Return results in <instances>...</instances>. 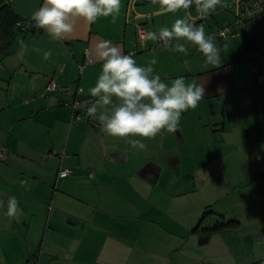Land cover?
Instances as JSON below:
<instances>
[{"label":"crops","instance_id":"crops-1","mask_svg":"<svg viewBox=\"0 0 264 264\" xmlns=\"http://www.w3.org/2000/svg\"><path fill=\"white\" fill-rule=\"evenodd\" d=\"M18 1L10 5L21 21L32 20L43 3L26 0L22 7ZM243 1L200 18L195 5L158 15L151 0H121L115 23L111 17L91 25L80 21L63 41L15 24L16 36L0 55V264H83L87 257L102 262L105 252L111 264H142L143 258L147 264H264L261 249L241 262L231 260L226 231L232 228L209 231L212 219L199 225L205 210L256 225L264 208V83L257 81L264 74V0L258 11L251 7L255 0ZM189 13L215 36L219 67H206L191 44L187 55L151 40L146 49L139 45L137 25L158 31ZM223 26H231L232 35L218 37ZM18 38L28 45L23 59ZM102 40L125 54L139 49L134 58L140 66L155 58L154 74L166 82L183 76L186 83L204 84L205 97L182 114L175 132L133 137L142 139L144 150L107 136L86 108L76 116L62 103L70 95L45 91L52 78L79 85L89 96L102 69L93 56ZM87 52L93 63L80 71ZM61 168L73 171L59 178ZM252 192L257 201L248 198ZM232 193L241 203L215 207ZM9 197L23 210L18 219L7 216ZM256 240L264 242V231ZM31 255L37 257L32 263Z\"/></svg>","mask_w":264,"mask_h":264},{"label":"clouds","instance_id":"clouds-1","mask_svg":"<svg viewBox=\"0 0 264 264\" xmlns=\"http://www.w3.org/2000/svg\"><path fill=\"white\" fill-rule=\"evenodd\" d=\"M159 5L158 15L189 10L195 5L200 18L226 8V0H151ZM121 0H43L32 13L36 28L42 29L52 40L63 41L76 30L77 23L94 24L101 17H111L115 23L121 11ZM143 39L160 42L164 49L188 54L187 44L196 47L205 60V66L219 67L222 63L221 48L214 35H206L204 25L197 26L191 14L177 18L171 27L162 26L158 31L148 32ZM183 41V42H181ZM20 59L28 45L19 39ZM227 49V45L224 46ZM39 52V48H33ZM52 53L45 51L43 58L49 60ZM93 56L102 62V69L93 87L88 89L91 99L85 101L87 116L98 121L100 130L107 136L125 140L131 148L144 150L143 139H154L163 132L173 133L179 126L182 114L195 110L205 97L204 84L195 80L186 83L183 76L170 82L154 74L152 58L147 66L137 64L133 54H125L110 40L95 45ZM189 67V62L184 61ZM83 92V89L80 90ZM22 209L15 197H9L7 216L18 219Z\"/></svg>","mask_w":264,"mask_h":264},{"label":"rangeland","instance_id":"rangeland-1","mask_svg":"<svg viewBox=\"0 0 264 264\" xmlns=\"http://www.w3.org/2000/svg\"><path fill=\"white\" fill-rule=\"evenodd\" d=\"M18 2H20V5L23 7L24 5L26 6V0H19ZM140 45V44H139ZM140 47V46H139ZM143 51V50H142ZM46 91V90H45ZM50 93V92H48ZM71 108V106H69ZM48 153V152H46ZM245 193H247V191H244ZM255 197L256 199V194H254V192H252L251 196H248V198H253ZM230 198L231 201H229L228 199ZM258 200V198L256 199V201ZM237 203H241V200L239 198V194L238 193H232L231 196H228L226 199H222L220 202H218L216 204L215 207H220V206H232V204H237ZM227 204V205H226ZM229 204V205H228ZM261 214H258L256 216L260 217V221H257V224L255 225H251V224H247V223H243L240 222V224L235 228V229H231L229 231H226L229 235H224L228 237L229 240V246H230V250H231V260L233 262L237 261V262H241L244 260V257H252L255 253H257V251L263 250L264 251V242L262 243H258V241L256 240V234L257 233H262V231H264V208H262L261 210H259ZM261 215V216H260ZM255 216V215H254ZM211 221L214 222V216L211 218ZM209 222V219L206 220V223ZM225 234V233H223ZM248 236V238H250V240H247L245 236ZM110 254H107L106 252L103 253L102 258H99L100 261L102 262H98V260L96 259H92L91 257H87L85 262L83 264H111L112 263V256ZM34 258H37L36 256L32 257V255L30 256V262L32 263V260ZM123 260V258H121ZM148 261V259L143 258L142 259V264L146 263ZM149 263V262H148ZM200 264H206V262H204L203 260L199 261ZM55 264H61L59 261H56ZM66 264H68V261H66ZM147 264V263H146ZM191 264V263H189Z\"/></svg>","mask_w":264,"mask_h":264},{"label":"built area","instance_id":"built-area-1","mask_svg":"<svg viewBox=\"0 0 264 264\" xmlns=\"http://www.w3.org/2000/svg\"><path fill=\"white\" fill-rule=\"evenodd\" d=\"M243 0H230V4L229 7H235L236 6H240L241 4H243ZM260 1L259 0H255L252 2L251 7L253 6L256 11H258L257 9L260 8ZM250 8V6H248ZM18 26L23 29V30H39V28H36L34 26V21L33 20H25V21H20L17 23ZM149 31H147V29L142 26V25H137V39L139 44L142 46V49H146V40L143 39V37L148 33ZM216 35L218 37H226V36H230L232 35V31H231V26H223L220 27L217 32ZM160 43V42H159ZM139 52V49L135 48L133 50H130L127 52V54L131 53L133 54V56H135L137 53ZM93 63V60L91 58V56L89 55V53L87 52L84 56V60L83 62L79 65V70L82 71L84 67L90 65ZM258 82L260 83H264V74L259 75L258 77ZM83 89L81 86L77 85V86H70V85H63L58 83L57 81H55L54 79H49L45 90L48 92H59L63 95H70L72 97L71 100H67V99H63L62 103L64 105L67 106H71L72 111L75 113V115L77 116V112L78 109L80 107H82L81 105H83V103L90 98V96H84L83 92H81L80 90ZM93 125L97 128L99 127V125L97 123H93ZM66 154L63 153L61 155V158H63ZM72 169L69 168H61L58 170V177L59 178H65L67 176H69L72 173ZM91 177L93 176V174H90Z\"/></svg>","mask_w":264,"mask_h":264},{"label":"trees","instance_id":"trees-1","mask_svg":"<svg viewBox=\"0 0 264 264\" xmlns=\"http://www.w3.org/2000/svg\"><path fill=\"white\" fill-rule=\"evenodd\" d=\"M21 18L13 11L10 0H0V55L6 54L10 48L14 38L15 30L14 26L17 22H20ZM25 21V20H24ZM18 29L23 32H29L23 30L18 26ZM35 31V30H30ZM215 217V222L208 227L209 231H219L221 229H233L238 226V222L235 220H224L223 216L214 213L211 210H205L199 220V225H201L205 220Z\"/></svg>","mask_w":264,"mask_h":264}]
</instances>
